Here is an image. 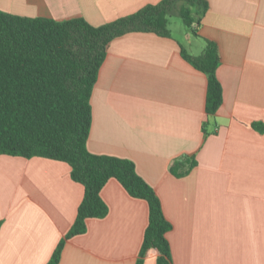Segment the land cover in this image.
I'll use <instances>...</instances> for the list:
<instances>
[{"label": "crops", "instance_id": "1", "mask_svg": "<svg viewBox=\"0 0 264 264\" xmlns=\"http://www.w3.org/2000/svg\"><path fill=\"white\" fill-rule=\"evenodd\" d=\"M161 0H0V11L98 27ZM194 28L174 36L132 32L107 48L90 96L87 150L131 160L171 229L172 264H264V0H206ZM191 33L194 37L190 36ZM206 41L219 55L222 102L205 111L206 76L181 54ZM181 158L187 174L170 173ZM67 163L0 155V264H47L75 221L83 187ZM108 213L67 239L57 264H136L147 203L114 179ZM150 250L142 264H156Z\"/></svg>", "mask_w": 264, "mask_h": 264}, {"label": "trees", "instance_id": "2", "mask_svg": "<svg viewBox=\"0 0 264 264\" xmlns=\"http://www.w3.org/2000/svg\"><path fill=\"white\" fill-rule=\"evenodd\" d=\"M207 9L206 0H161L98 27L82 18L55 21L0 11V155L67 163L71 179L84 190L75 221L47 264L59 262L65 241L83 234L87 219L107 215L100 192L111 179L148 206V225L136 264H142L150 250L157 253L156 264H172L166 239L171 225L158 197L137 174L134 163L87 150L92 120L90 96L112 40L132 32L169 37L172 15H177L186 30L194 33ZM181 54L206 76L205 111L214 115L222 102L216 77V45L206 41L199 56L184 50ZM195 166L194 159L181 158L171 164L169 171L180 177Z\"/></svg>", "mask_w": 264, "mask_h": 264}, {"label": "rangeland", "instance_id": "3", "mask_svg": "<svg viewBox=\"0 0 264 264\" xmlns=\"http://www.w3.org/2000/svg\"><path fill=\"white\" fill-rule=\"evenodd\" d=\"M169 22L170 29L172 30L174 36H181V33L186 31L182 20L177 15H172L169 18ZM188 34H190L192 38L194 37L191 33L188 32Z\"/></svg>", "mask_w": 264, "mask_h": 264}]
</instances>
